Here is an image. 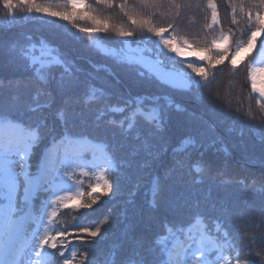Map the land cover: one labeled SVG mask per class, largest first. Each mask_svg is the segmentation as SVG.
Returning a JSON list of instances; mask_svg holds the SVG:
<instances>
[{
    "label": "snow or ice",
    "instance_id": "1",
    "mask_svg": "<svg viewBox=\"0 0 264 264\" xmlns=\"http://www.w3.org/2000/svg\"><path fill=\"white\" fill-rule=\"evenodd\" d=\"M95 6L118 8L125 22L111 24L95 14L88 0H0L5 27L23 20L47 33L39 37L20 33L7 44L0 41V58L6 56L25 73L7 82L0 79V264H58L57 255L62 258L59 264H76L77 249L80 264H96L95 247L106 235L102 225L109 223L108 217L95 227L90 223L79 227L78 246L65 245L62 229L53 234L54 220L58 213L70 212L77 221H87L88 214L80 210L93 209L103 203L102 197L115 194L118 174L140 156L139 167L148 176L150 208L163 203L167 181L177 174L187 176L190 188L207 182L210 191L203 197L170 202V212L151 215L146 233L131 237L119 260V249L112 251L107 264H264V230L260 228L264 171L250 174V180L230 175L239 166L232 162L237 145L230 146L218 131V124L228 121L226 131L236 133L241 145L251 132L264 146V120L257 127L249 113L242 121L239 115L217 108L210 93L205 95L217 78L218 66L228 62L232 72L239 71L238 58L264 34V0L228 5L232 24L247 25L234 47L233 33L221 28L214 0H120L118 4L95 0ZM192 8L210 13L203 25L207 32L221 28L203 44L194 45L175 34L184 11ZM18 11L26 15L19 17ZM102 33L113 35L112 47L101 43ZM138 34L147 36L137 40ZM73 45L89 48L103 60L86 72L67 50ZM193 47L196 59L180 58L181 49ZM121 73L146 87L135 92L120 88ZM262 76L264 66H247L252 99L264 110V85L258 86ZM52 84L60 103L50 120L47 110L55 103ZM28 93L32 103L26 99ZM42 95L47 102L35 103ZM189 102L207 108L217 120L210 122L189 109ZM85 112L91 121L83 118ZM36 114L39 119L34 118ZM174 114L187 118V131L179 137L169 134ZM169 148L171 165L162 174L154 171V163ZM124 149L128 158H118L117 152ZM84 177L95 181L86 191ZM229 184L259 194L260 217L255 226L251 222L255 208H248L249 201L211 195V189L223 190ZM241 223L247 243L240 242Z\"/></svg>",
    "mask_w": 264,
    "mask_h": 264
},
{
    "label": "trees",
    "instance_id": "2",
    "mask_svg": "<svg viewBox=\"0 0 264 264\" xmlns=\"http://www.w3.org/2000/svg\"><path fill=\"white\" fill-rule=\"evenodd\" d=\"M224 1V2H221ZM115 3H120V0H114ZM201 3H206V0H200ZM238 2V0H220L215 1L216 4L218 3H224V11L223 14L225 16V19H229V23L226 29L223 31L225 33H228L231 31L233 33L232 37L230 38V43L234 47L235 42L239 41L242 37L238 34L242 27H245L246 24H232V17H231V9L228 7L229 4ZM247 2V0H246ZM88 3L93 6L94 12L98 14V16L106 17V18H112L117 22V24L125 22L122 19L121 13L119 10L114 9H108L103 6L96 7L95 6V0H88ZM196 10V9H195ZM193 10V11H195ZM198 14L192 15L189 14V10H185L184 14L181 16L180 20L177 22V32L175 33L179 37L187 38L190 42L195 44H203L205 40H211L212 36L218 35L221 28H218L216 32L209 33L204 28L203 25L205 23V18L207 15V18L210 19V13L205 12L204 8L197 9ZM114 13V15H112ZM17 15L19 17H24V13L21 14L19 11L17 12ZM111 15V17H110ZM5 19L3 15V11L0 10V41L7 44L8 42L12 41L17 37L18 34L24 33L33 35L35 37H39L42 34H47L46 32H42L41 26L35 23H27L23 20H17L15 26H8L5 27V25L2 23V21ZM239 20V17H237ZM220 20V15H219ZM156 22H159L157 20ZM82 23V22H81ZM70 27V26H67ZM247 27V25H246ZM73 31H75L73 29ZM173 33H169V35H172ZM104 39L101 41L109 43L114 37L111 33L107 34H100ZM144 36H147L145 34ZM264 38V34L257 37V45L260 39ZM137 40L140 39L139 35L136 37ZM154 39V38H150ZM135 45V44H134ZM143 47H151L150 44H142ZM173 47L175 48V43L173 44ZM256 48H252L248 52L252 53ZM70 52V55H72L77 63L86 70V72H92L91 64L93 63H99L103 60V57L98 55L96 52L92 51L89 48L86 47H79L76 45L70 46L67 49ZM182 56L181 59H196L197 52L195 47L191 49H181ZM256 56L260 60L259 66H264V48L260 50L259 52H256ZM171 55V53H169ZM227 66L231 68V65L228 62H225ZM189 71V70H188ZM24 70L21 67H18L15 64H11L8 62L7 57L0 58V79L5 80L7 82L10 78H18L22 75H24ZM219 73L217 74L216 80L209 85L207 89H205V95L207 96L209 93L211 94V91L217 89V82L219 79ZM239 74V84L241 85V88L243 90V95L241 94H235V87L232 85L234 83V76L231 78L230 81V91L226 94L224 92H218V101L221 103L219 107L228 110V113L232 112L233 116L239 115L240 119L242 121H245L249 118V113H251L252 116H254V119H252V123L255 124L257 127L260 126V121L264 120V116L262 115L261 111L259 110V106L255 104V101L252 99L251 93V87L250 82L243 76V74ZM103 73H99V76L103 77ZM120 84L119 87L122 89H130L132 91H140L146 86H142L139 84L134 77L121 73L120 76ZM247 80V81H246ZM213 89V90H212ZM50 90L53 93V96L55 97V103L53 105L52 109L47 110L49 115V119L51 120L52 116L51 113L54 112L56 105L60 103V96L57 95L56 85L52 84L50 85ZM34 91V89H33ZM243 97V98H242ZM180 98L179 96L177 97ZM26 99L29 103H32L31 101V93H28L26 96ZM233 99L236 102V105H234V102L231 100ZM241 99L245 100V103L242 102ZM48 97L47 96H40L35 103L43 104L47 102ZM212 101H214L212 99ZM230 104L232 106V109L230 108ZM189 109H195L198 113H202L204 118L209 120L210 122L216 121L217 116L212 113L207 108L197 106L193 103H188ZM77 112H80V109H76ZM35 119H39V114H36ZM75 119L79 120L82 117L76 116ZM87 118L89 121H91L92 116L85 112L84 117ZM176 119L182 121L178 124L176 123ZM186 117L184 115H177L174 114L170 127H169V134L179 137L182 135L185 131H187V124H186ZM229 122L225 121L224 123L218 124V131L220 135H222L225 139V141L231 146L232 144H236L237 148L232 153V162L238 163V167L233 169L229 174L235 177H245L250 180V174L259 175L262 171H264V168L261 167L262 161H264V146H262L259 143V140L256 137L255 133L248 132L243 137V144H240V137L236 135V133L229 134L226 129L229 127ZM176 128L178 131H173L172 129ZM127 149L121 150L117 152V157L121 159H127L125 153ZM143 159L142 156L136 157L134 160H132L131 167L124 168L119 174H118V190L115 191V194L110 193L109 197H102L103 203H98L97 205L93 206V209H81V212L89 211L93 212L94 214L101 216L102 218L108 217L109 223H107V227H110L112 230L113 228H117V232L114 233H108L107 237L112 238L113 236H116L119 231L126 230L129 233L136 234V236H140L142 234L146 233V230L148 228V222L149 217L151 215H163L165 213H168L171 211L169 204L170 202H178L181 201L184 198L189 197H203L205 195L209 194V185L206 182L204 185L198 186L196 188H190L185 181L187 180V176L185 175L183 178L177 174L174 175L170 180L167 181L168 190L165 192V199L163 203L160 204L159 208L153 209L150 208L149 201L151 199V194L149 192V184H148V176L146 175L145 171L140 169L139 162ZM171 165V148H169V151L167 154H162L159 161L155 162L153 165V169L156 172L163 173L164 169ZM242 166V168L240 167ZM85 178V177H84ZM111 175L109 176V179L111 180ZM137 183L140 184L139 188H136ZM256 188H259L260 185H256ZM135 190V195H131V193ZM211 195L212 196H228L233 199L237 200H247L249 201L248 208H255V213L251 217V222L253 226H255L256 222L259 220L260 212H259V205H260V199L259 194L257 193L255 196L253 195V192L251 189L245 190L240 184H229L226 186L223 190L218 189H211ZM87 199V197H85ZM61 212H65L67 210L61 209ZM66 215H60L58 213V216L55 218L56 225L54 228H57L59 230L63 229L62 225L60 224L59 220L62 219ZM245 219H248L247 211L245 212ZM106 227V229H107ZM261 230H264V224L260 225ZM240 242L247 243L246 239V229L243 223L240 224V228L238 229ZM258 235V233H256ZM122 247L124 250H127L129 248L128 241H123Z\"/></svg>",
    "mask_w": 264,
    "mask_h": 264
},
{
    "label": "rangeland",
    "instance_id": "3",
    "mask_svg": "<svg viewBox=\"0 0 264 264\" xmlns=\"http://www.w3.org/2000/svg\"><path fill=\"white\" fill-rule=\"evenodd\" d=\"M215 1H220V0H214ZM229 1V0H228ZM221 2H224V1H221ZM204 3V2H203ZM218 14L220 15V25H221V28L224 30L226 29L227 27L229 28L228 26V23H229V19H225V16L223 14V11H224V3H218ZM196 9V10H195ZM115 10H119L118 8H115ZM195 10V11H193ZM199 11H197V8H192L191 10H189V14H192V15H197ZM21 14H23L22 12H20ZM96 15H98L96 12H95ZM26 14L24 13V16ZM112 15H114V13H112ZM122 16V14H121ZM101 17V16H100ZM111 17V15H110ZM103 18H106V17H103ZM109 20V22L111 24H117V22H115L114 19L112 18H107ZM84 22H82L83 24ZM84 26H87L86 24H84ZM243 28H246V25L245 27H242ZM242 29H238L240 30V32L238 34L241 35L242 33ZM139 37L141 38L142 36H144L145 34H138ZM102 44H104L106 47H112L111 44H107L106 42H103L101 41ZM147 45V44H145ZM133 47H136V45H132ZM143 47V46H141ZM251 64L253 66H259L258 63L256 62L255 58H254V54L252 53H244L242 54V56L240 58H238V68H239V71L237 72H232L231 71V68L229 66H227L226 64H224L222 67L221 66H218L220 67V74H219V79H218V82H217V89L211 91V98L214 100L213 102L216 104L217 108H221L219 107L220 106V102L218 101V92H224V93H228L230 91V81H231V78L234 76V83H232V85L235 87V94L239 95H243V90L241 88V85L239 84V74L238 73H241L243 74V76L247 79V66ZM190 72V70H189ZM247 81V80H246ZM261 85H264V76L260 77L258 79V86H261ZM217 91V93H216ZM243 98V97H242ZM233 102H234V105H236V102L231 99ZM242 102L245 103V100L244 99H241ZM224 112H228V110L225 111L224 108H222ZM229 109H232V106L230 104V108ZM259 110L261 111L262 115L264 116V110H261V108H259ZM232 114V112H230ZM179 122H182L178 119H176V123L178 124ZM228 122V121H227ZM173 131H178V129L176 128H173L172 129Z\"/></svg>",
    "mask_w": 264,
    "mask_h": 264
}]
</instances>
